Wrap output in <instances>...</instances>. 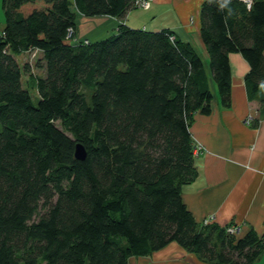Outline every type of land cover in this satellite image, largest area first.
<instances>
[{
  "label": "trees",
  "instance_id": "obj_1",
  "mask_svg": "<svg viewBox=\"0 0 264 264\" xmlns=\"http://www.w3.org/2000/svg\"><path fill=\"white\" fill-rule=\"evenodd\" d=\"M2 8L0 264L147 263L171 243L205 264L260 260L264 235L198 222L182 189L198 175L191 127L212 112V84L232 105L231 53L250 65L249 98L264 100V0L203 1L208 63L169 29L121 23L101 40L78 39L81 18L122 20L140 9L134 0ZM33 50L41 75L18 60Z\"/></svg>",
  "mask_w": 264,
  "mask_h": 264
},
{
  "label": "crops",
  "instance_id": "obj_2",
  "mask_svg": "<svg viewBox=\"0 0 264 264\" xmlns=\"http://www.w3.org/2000/svg\"><path fill=\"white\" fill-rule=\"evenodd\" d=\"M203 1L152 0L149 8L142 9L146 15L135 28L172 30L180 40L194 45L204 62L208 63L200 34ZM133 11H129L122 20L112 17L81 18L78 37L94 42L109 36L121 23L131 27ZM3 29L4 18L0 8V33ZM229 59L232 105L222 107L217 88L212 84V112L209 115L196 114L191 127L193 140L203 147L195 158L198 175L191 184L183 187L182 197L200 223L212 219L221 226H235L238 237L251 229L263 236L264 100L259 97L251 100L247 94L245 76L250 65L244 57L240 53H231ZM162 255V258H157L154 254L151 262L160 264L161 259L169 257L176 260V264H180L178 260H182L181 264H190L186 257L192 256L180 248L170 247L162 251ZM165 260L166 264H173L172 260ZM196 263L205 264L201 261ZM256 263L264 264V253Z\"/></svg>",
  "mask_w": 264,
  "mask_h": 264
},
{
  "label": "rangeland",
  "instance_id": "obj_3",
  "mask_svg": "<svg viewBox=\"0 0 264 264\" xmlns=\"http://www.w3.org/2000/svg\"><path fill=\"white\" fill-rule=\"evenodd\" d=\"M245 1H249L251 2V0H245ZM0 8H1V13L3 15V18L5 16L4 14V10H2V0H0ZM145 10H142V9H137L134 12L133 14V17H132V20H130V25L131 27L135 28V27H139V26H136L137 23H140V21L144 18V16L146 15V13L144 12ZM153 13V10L151 12V14ZM144 20V19H143ZM128 25V24H127ZM143 29V28H141ZM145 30V29H144ZM165 30V29H163ZM148 31V30H147ZM161 31V30H160ZM153 32H158V31H153ZM175 37L172 36V39H174ZM79 39V38H78ZM81 39H85V38H81ZM85 42H88V40H86ZM39 55H40V51L38 50H33V51H30V52H27V53H24V54H21L19 57H18V60L20 61V63L22 65H25L26 63H28L30 66H31V69H32V72L36 75H41L42 74V71L40 69H38L36 67V62H37V59L39 58ZM30 82H29V76L28 75H25L24 76V85L27 86V87H30ZM29 91L33 97V101L34 103L36 104L38 102V94L36 92L35 89L33 88H29ZM195 142V141H194ZM201 143H197L195 142V156L198 155V153L201 151V149L203 148L201 145ZM206 222V221H205ZM168 247H170V249H176V248H180L176 243H171ZM181 249V248H180ZM182 250V249H181ZM184 253H187L186 251L182 250ZM157 258L160 257L162 258L161 256L162 255V252H157L155 253ZM187 254H191L192 256H187L186 257V260L190 263V264H197L196 261L199 262V259L197 258V256L193 253H187ZM195 256V257H193ZM175 257H178L177 255H175ZM165 259H168V260H172L173 264H176V260L174 259H170L169 257H164ZM181 258V257H179ZM165 259H161L160 260V264H166V261ZM178 259V258H176ZM196 260V261H195ZM145 261L143 260H131L129 264H153V262H151L149 260V262L147 263H143ZM178 262L181 264L182 260H178ZM257 264V263H255Z\"/></svg>",
  "mask_w": 264,
  "mask_h": 264
},
{
  "label": "built area",
  "instance_id": "obj_4",
  "mask_svg": "<svg viewBox=\"0 0 264 264\" xmlns=\"http://www.w3.org/2000/svg\"><path fill=\"white\" fill-rule=\"evenodd\" d=\"M151 2H152V0H136L135 5L137 7H141V8H148L150 6ZM228 231H230L231 233H236L237 228L235 226H230Z\"/></svg>",
  "mask_w": 264,
  "mask_h": 264
},
{
  "label": "water",
  "instance_id": "obj_5",
  "mask_svg": "<svg viewBox=\"0 0 264 264\" xmlns=\"http://www.w3.org/2000/svg\"><path fill=\"white\" fill-rule=\"evenodd\" d=\"M75 157L79 160H84L86 158L85 147L80 143H78L75 147Z\"/></svg>",
  "mask_w": 264,
  "mask_h": 264
},
{
  "label": "bare ground",
  "instance_id": "obj_6",
  "mask_svg": "<svg viewBox=\"0 0 264 264\" xmlns=\"http://www.w3.org/2000/svg\"><path fill=\"white\" fill-rule=\"evenodd\" d=\"M135 2H136V0H134V4H135ZM150 5H151V3H150ZM150 7V6H149ZM148 7V8H149ZM138 8H140V9H147V8H141V7H138Z\"/></svg>",
  "mask_w": 264,
  "mask_h": 264
}]
</instances>
